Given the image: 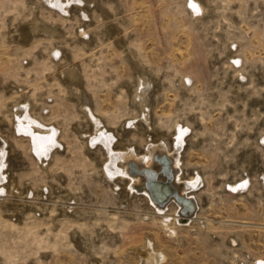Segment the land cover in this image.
Returning <instances> with one entry per match:
<instances>
[{
    "label": "rangeland",
    "instance_id": "obj_1",
    "mask_svg": "<svg viewBox=\"0 0 264 264\" xmlns=\"http://www.w3.org/2000/svg\"><path fill=\"white\" fill-rule=\"evenodd\" d=\"M202 3V15L194 18L183 0L70 2L65 13L45 0H0V138L12 149L6 156L7 174L21 181L18 194L0 196V223L10 230L14 245L9 258L0 248V264H135L131 249L142 250L147 237L164 257L155 264H252L255 258L264 259V190L258 176L264 173V145L258 139L264 130V0ZM34 16L56 32L40 30L20 39L17 28ZM113 28L119 31V43ZM229 42L236 44L235 50ZM230 55L240 56L247 81L236 80V67L227 62ZM73 56L79 81H64L59 70ZM131 65L153 81L149 95L157 128L186 117L187 104L201 97L215 103L223 96L226 104L208 107L204 125L193 127L203 133L190 142L195 147L185 154L184 171L196 166L205 189L197 194V216L190 224L173 225L175 234L161 226L158 212L134 192L125 197L120 189H111L100 168L106 161L103 146L94 142L88 148L80 135L88 128L80 108L86 102L119 138L141 137L133 128L120 127L124 117L135 113L128 101ZM183 76L193 82L192 89L184 86ZM233 89L240 90L239 97H233ZM24 100L35 117L58 126L57 138H65L50 153L43 177L29 174L35 163L26 147L12 145L18 138L11 112ZM188 120H196V114ZM74 144L89 166L53 165L56 157L71 164ZM245 173L251 183L245 194L224 191L223 182ZM170 207L165 213L173 215ZM23 231L28 244L17 250ZM229 236L237 239L234 246Z\"/></svg>",
    "mask_w": 264,
    "mask_h": 264
},
{
    "label": "bare ground",
    "instance_id": "obj_2",
    "mask_svg": "<svg viewBox=\"0 0 264 264\" xmlns=\"http://www.w3.org/2000/svg\"><path fill=\"white\" fill-rule=\"evenodd\" d=\"M202 1L183 0L185 8L188 9L187 12L194 18L201 16L204 11L203 3L205 4V2L202 3ZM70 2L91 4L93 0H45V3L54 5L62 13L66 12L67 4ZM40 30L51 33L56 32L55 28L49 26L46 21L35 16L20 25L16 31L20 39L27 40L31 36L30 34ZM78 32L82 35L85 34V31L82 29ZM111 34L114 40L119 43L120 34L118 29L113 28ZM228 45H230L231 50H235L236 44L234 42H229ZM54 53L58 54L59 49H55ZM239 57V55H230L227 62L230 67H236V80L245 82L247 81L246 74L241 69L242 60ZM133 63H136V61ZM131 66L133 67V76L131 81L129 80L130 82L128 81L127 83L128 101L134 105L135 113L124 117L121 120L120 127L122 131L133 128L135 133L141 137L135 135L137 137L133 141L119 138L112 132V128H108L101 117L90 109L86 102H81L80 108L88 119V128L85 132L80 133V135L85 138L88 148L93 146L94 142H98L103 146L106 153V161L100 164V168L103 176L111 183V189L113 191L120 189L123 193H119H122L125 197L134 192L136 196L138 195V197L142 198L147 208L150 207L158 212L161 226L169 230L171 234H175L173 225L176 223L190 224L197 216V194L204 188V179L196 166H193L189 173L185 174L184 171L187 166L185 154L190 150H194L193 147H195V144L192 145L193 143L191 144L190 142L192 139L197 138L195 136L203 133L201 129L199 131L193 130V127L199 124L204 125L206 117L210 114L206 113L208 112V107L216 106L222 108L226 104L222 95H220L222 97L218 102L215 103L208 102L209 97L207 101L202 100L201 98L203 97L199 98V101L198 99L193 100L187 104L189 114L187 113L186 117L165 125L163 127L164 132L161 127L157 128V124H153L151 118L152 100L149 94L153 81L144 70H141L142 68L140 69L137 65ZM80 72L75 64V56L71 57L67 65L59 70L60 77L64 81L71 82L79 81ZM183 83L187 90L192 89L191 83L193 82H190L189 78L184 77ZM233 90H235V92L233 91L234 94L231 92L233 97L234 95L238 96L240 90L239 92L237 89ZM245 100L246 98H244ZM192 113L196 114V120L194 121L188 120L192 116ZM181 115L183 116L184 114L182 113ZM137 123L141 125V128L138 127L139 125L137 126ZM11 127L13 135L18 138L17 141L15 139L12 141V145L19 149L25 146L35 163L30 166L29 174L33 176L38 174L43 177L47 174V170H44L48 165L50 153L53 149L61 147L62 141H65V138H62L63 140H61V137L60 139L57 138L58 126L53 123H45L35 117L30 109L28 100H24L18 103L11 112ZM230 135L232 136V134ZM137 138L142 142L141 144L137 141ZM0 139V196H5L8 192L18 194L21 188V181L17 177L8 175V169L6 168L8 166L6 156L9 151H12L10 148L11 144L9 145L6 139ZM258 139L260 144L264 145V130L258 135ZM193 141L196 142V139ZM230 141H232L231 138ZM14 147L13 149H15ZM71 151L73 154L71 164H65L66 162L60 159V157H56L53 165L58 166V168H63L64 166L71 168L78 164L83 168L89 166L87 160L81 156L79 146L74 144ZM258 176H260V188L264 190V173L262 172ZM121 178H124L125 181L121 182ZM249 184H251L249 182V175L245 173V175L239 178L223 182L222 188L224 191H227V188H229L233 190V192L229 193L239 196L245 194L250 189L249 187L251 186ZM27 191L31 193V188H27ZM169 206L173 208V215L165 213L166 207L168 208ZM0 225L3 227L0 229V248L3 249L5 258H9L12 254V248H14L12 240L10 241L13 235L10 236V230L4 228L5 224L0 223ZM24 232L26 231L21 232L17 241L18 243L15 244L16 249L19 246L24 248L28 244H26L28 242L26 241L28 233ZM146 239V247L142 250L131 249L132 254L137 259L135 264H155L164 258L162 253L153 248L150 238L147 237ZM40 242V239H36V243L41 245ZM236 242L237 239L234 236H229V245L234 246ZM105 264L117 263L106 262ZM252 264H264V259L260 257L255 258Z\"/></svg>",
    "mask_w": 264,
    "mask_h": 264
},
{
    "label": "built area",
    "instance_id": "obj_3",
    "mask_svg": "<svg viewBox=\"0 0 264 264\" xmlns=\"http://www.w3.org/2000/svg\"><path fill=\"white\" fill-rule=\"evenodd\" d=\"M235 66V65H234ZM227 191H229V192H233V190H231V189H229V188H227Z\"/></svg>",
    "mask_w": 264,
    "mask_h": 264
},
{
    "label": "water",
    "instance_id": "obj_4",
    "mask_svg": "<svg viewBox=\"0 0 264 264\" xmlns=\"http://www.w3.org/2000/svg\"><path fill=\"white\" fill-rule=\"evenodd\" d=\"M165 183H166V182H165ZM165 183H164V184H165Z\"/></svg>",
    "mask_w": 264,
    "mask_h": 264
},
{
    "label": "snow or ice",
    "instance_id": "obj_5",
    "mask_svg": "<svg viewBox=\"0 0 264 264\" xmlns=\"http://www.w3.org/2000/svg\"><path fill=\"white\" fill-rule=\"evenodd\" d=\"M191 6V5H190Z\"/></svg>",
    "mask_w": 264,
    "mask_h": 264
}]
</instances>
